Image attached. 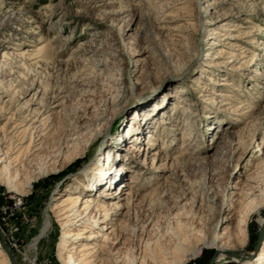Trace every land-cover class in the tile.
<instances>
[{
	"label": "rangeland",
	"instance_id": "374dc122",
	"mask_svg": "<svg viewBox=\"0 0 264 264\" xmlns=\"http://www.w3.org/2000/svg\"><path fill=\"white\" fill-rule=\"evenodd\" d=\"M82 41L97 67L80 59ZM2 91L13 100L0 104V117L17 102L64 96L51 128L33 135L43 145L25 152V136L8 166L11 186L0 182V229L15 264H63L54 205L69 194L124 191L131 178L139 196L114 217L106 240H95L102 264H136L147 239L173 257L194 236L205 240L184 245V264L255 262L264 235L256 246L252 220L244 255L219 260L208 241L221 210L236 212L250 185L262 197L254 201H264V0H0ZM186 125L195 129L190 144ZM8 136L1 131L0 143ZM136 139L148 142L138 159L122 153ZM155 152L167 157L156 160L167 171L149 169ZM121 165L116 186L100 182ZM45 213L51 225L33 245ZM82 243L71 242L63 257L76 259Z\"/></svg>",
	"mask_w": 264,
	"mask_h": 264
},
{
	"label": "bare ground",
	"instance_id": "6f19581e",
	"mask_svg": "<svg viewBox=\"0 0 264 264\" xmlns=\"http://www.w3.org/2000/svg\"><path fill=\"white\" fill-rule=\"evenodd\" d=\"M79 46L80 47H78V52L82 62L91 63L97 67L99 65V63L97 62L99 61L95 59V54H93L90 50V42L82 41ZM217 85L222 86L226 84L225 82H220ZM218 95L223 97L226 96L223 93H219ZM12 100L13 99L5 91L0 92V104L5 106L6 104L11 103ZM63 100L64 96L61 93L57 94L56 96H52L47 101L44 100V97H40L39 99L33 97L32 100L25 103L17 102L14 108L12 107L13 109L11 110V112H9V110L8 112H6V116L0 117V121L5 120L3 126L0 127V132L4 131V133H8V135H11L8 136L6 140H3L5 139V137H3V141L2 143H0V146L3 144L6 145V147H4L3 149L0 147V164L1 162L4 163V165L0 169V182L4 183L5 185L11 186V178L9 177L8 166L12 162L17 163V161L19 160V156L23 147L22 145L24 144L23 140L26 138L25 136H27V140H29L28 146L24 148L25 152H27L26 150H28L32 146V144L34 145L32 146V148H36L35 150L39 149L43 145V141L38 144L33 142V135L41 132V130L43 131L45 129L51 128L53 118L56 115L55 111L63 105ZM248 111L252 110H250L249 108ZM187 125L185 128L186 133L184 134V138L182 140L183 144H190L192 142L191 141L190 143H187L191 140L192 133H194L195 131L194 128ZM45 126L46 128L43 129V127ZM132 130L133 129H131V131ZM20 136L21 138L19 140H13L15 137ZM147 137L152 138L151 135ZM14 143H17V145L15 147H12ZM146 143L148 142L144 140L142 143L138 144L136 139L134 145L131 144L126 146L125 150L122 151V153H126L128 156H130V158L134 156L136 159H138L141 155H143V152L146 148ZM19 145H21L22 147H19ZM137 145L139 146L137 147ZM192 150H194V147L192 148ZM194 152L196 151H192L191 153L189 151H186V153H182L181 156L187 157L188 154L192 155ZM111 156L112 154H109V158ZM151 157L153 158V161L152 166L149 168L150 170L157 172L167 171L166 163L160 165L158 162L159 160L166 161V156H162L158 152H155L151 155ZM124 171L125 169L123 165H121L118 168L116 167L115 171H108L103 176L100 175L98 177L100 182L104 183L105 185L116 186L118 177L119 175H121L120 173ZM115 172L118 174H116ZM135 184H138V181H136L135 178H131L129 182L130 187L128 185V188H126V190L128 191L124 190L126 191L124 192L123 189L117 186L116 190L114 189L98 192V196L96 198H93L92 196H72L69 194L62 200V202L54 205L51 212L54 214L55 222L58 224L61 232L60 235L62 240L60 242L59 248V260L63 264L103 263V260L100 257L101 246L97 245L95 240L99 238L106 240L108 236L106 232L109 229L112 221L114 220V217L118 214H121V211H123V209L127 210L129 208V204L139 196L137 192H134L135 186L133 185ZM28 186L29 183H27L26 187ZM258 197H260L259 190L256 189L255 186L250 185L249 195L247 197L248 201L244 205H241V207H239L236 212L235 208L233 209V207L231 206L230 208L224 206V208L221 210L222 213L218 217L213 228V234L208 241L209 248H213L218 252L219 260L225 259V254L228 253L244 255L248 220L254 221L258 228L264 226V201H254V198ZM261 198L262 197H260L259 199ZM237 200L239 201V199ZM100 213H102V216H100ZM225 214L228 215V217H226ZM154 216L155 212H153L147 219H145V221L140 226V230L138 229L142 233V235H148L151 229L155 227V221L153 220ZM235 217H238V221L233 228H227L226 233L222 235L215 234V231H217V229H220L223 225H230ZM49 219V215L45 213L42 229L39 236L34 240L33 245L46 235L51 225ZM99 224L103 225L99 227ZM82 239H84L86 243L81 244V248L77 252L79 256L76 259H74L73 255L70 254L63 257L62 251H65V248L67 249L69 247L68 245H71V242L80 241ZM192 239V242L188 241V239H182L184 244L179 245L174 249V251L172 252L173 257H169L168 254L162 252V250L159 249L158 243H151L150 239H147L146 241H144L143 249L142 251H140V256L138 257L137 261H135V263L184 264L185 259L184 255H182L184 245L193 244L195 247L205 240L204 238H195V236ZM194 253L195 250L191 255H194ZM171 258L172 260H169ZM231 263L247 264L246 262L239 261L237 259H232ZM0 264H9V260L1 248ZM252 264H264V240L260 252L255 262H252Z\"/></svg>",
	"mask_w": 264,
	"mask_h": 264
},
{
	"label": "water",
	"instance_id": "95a60500",
	"mask_svg": "<svg viewBox=\"0 0 264 264\" xmlns=\"http://www.w3.org/2000/svg\"><path fill=\"white\" fill-rule=\"evenodd\" d=\"M263 234H264V226H261L258 228V231H257L256 246H258V244L260 243V240H261ZM0 248L2 249V251L5 253L6 257L8 258L9 264H15L14 258L12 257V255H11L10 251L8 250L7 245L4 241L1 229H0Z\"/></svg>",
	"mask_w": 264,
	"mask_h": 264
}]
</instances>
